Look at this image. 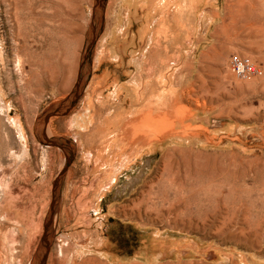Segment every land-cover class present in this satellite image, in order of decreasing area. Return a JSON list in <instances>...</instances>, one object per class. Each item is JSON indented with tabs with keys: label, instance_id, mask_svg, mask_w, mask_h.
I'll list each match as a JSON object with an SVG mask.
<instances>
[{
	"label": "rangeland",
	"instance_id": "obj_1",
	"mask_svg": "<svg viewBox=\"0 0 264 264\" xmlns=\"http://www.w3.org/2000/svg\"><path fill=\"white\" fill-rule=\"evenodd\" d=\"M6 1L0 264H35L45 230V264H264V0H105L64 116L102 0H46L57 17L37 69L16 52ZM234 55L262 76L237 79Z\"/></svg>",
	"mask_w": 264,
	"mask_h": 264
},
{
	"label": "bare ground",
	"instance_id": "obj_2",
	"mask_svg": "<svg viewBox=\"0 0 264 264\" xmlns=\"http://www.w3.org/2000/svg\"><path fill=\"white\" fill-rule=\"evenodd\" d=\"M6 2L9 3V8H10V13L9 12L8 13L10 14L12 27L14 29L13 35H14V39L16 42V52L18 54L20 53L23 55L29 54L32 57V61L29 63V65L31 67L35 66L37 69L38 65L40 64V60H42V62L46 60L48 61V53L46 52V50H44V45L40 47L39 42L40 40H44L43 43H46L48 41L47 40L48 33H49L48 26L53 31V26H51L50 22H51V18L53 21V19L57 17V14L53 13L52 16L49 14L48 12L49 9H48L46 0H40L39 6L35 4L34 0H7ZM40 36H41V39H39ZM31 42L34 44V46L30 45ZM39 48L41 49V51L37 53L36 51ZM18 67H19L20 73L24 75L21 69L20 61L18 62ZM47 73L49 74L48 71ZM84 112L85 113L83 114V116L77 117L76 119H74L75 126H79L81 128L84 127L85 121L83 117L90 114L89 108H86ZM113 129L116 132L115 136H118L117 132H119L120 130L123 131V128L120 129L119 124L114 126ZM106 132H107V125L103 121L102 123H99L96 127V134L94 136L95 140L96 139L99 140L101 137H103V135ZM47 134L50 135V129L47 130ZM97 140H96V143L98 142ZM106 147L107 146L105 145L104 149ZM165 170H167V168ZM166 173H169V172H166Z\"/></svg>",
	"mask_w": 264,
	"mask_h": 264
},
{
	"label": "water",
	"instance_id": "obj_3",
	"mask_svg": "<svg viewBox=\"0 0 264 264\" xmlns=\"http://www.w3.org/2000/svg\"><path fill=\"white\" fill-rule=\"evenodd\" d=\"M104 2L105 0H102V2L99 4V10H94L90 22V27L89 30L86 34V48L84 52H82L80 56V61H79V66H78V78L76 80V83L74 84V90L72 91V95L68 100H65L63 102H60L54 112H58V110H64L63 113H60L62 116L66 115L76 104L78 101V96L79 93L82 92L86 86L87 81L90 78V73H91V66L89 63L90 56H91V51L94 46L95 40L101 30V27L103 25V8H104ZM99 25V28L97 29L96 27ZM83 78V82L81 86L79 87V82ZM54 112L50 113L53 114ZM59 114V113H58ZM49 114L45 115L43 118V123L44 125L47 124ZM45 130L41 131L42 137L45 140L46 145L45 146H56V147H61V145L53 144V141H49L46 139L43 135ZM52 217V209L50 211V215L48 217V223L50 222ZM48 234H46V230L43 234V238L41 240V245H40V250L37 255L35 264H45L47 254H48V249H49V243L47 241Z\"/></svg>",
	"mask_w": 264,
	"mask_h": 264
},
{
	"label": "built area",
	"instance_id": "obj_4",
	"mask_svg": "<svg viewBox=\"0 0 264 264\" xmlns=\"http://www.w3.org/2000/svg\"><path fill=\"white\" fill-rule=\"evenodd\" d=\"M229 68L234 76L239 80L262 76V70L259 66L235 55L229 60Z\"/></svg>",
	"mask_w": 264,
	"mask_h": 264
},
{
	"label": "crops",
	"instance_id": "obj_5",
	"mask_svg": "<svg viewBox=\"0 0 264 264\" xmlns=\"http://www.w3.org/2000/svg\"><path fill=\"white\" fill-rule=\"evenodd\" d=\"M96 79L103 81V83L106 81V80H105V77H97ZM96 79H95V80H96ZM87 99H88V98H87ZM89 106H90V105H86L85 108H84V110H85L86 108H89V110H90V107H89ZM84 110H83V111H84ZM73 140H74L75 142H77V140H76L75 138H74Z\"/></svg>",
	"mask_w": 264,
	"mask_h": 264
}]
</instances>
